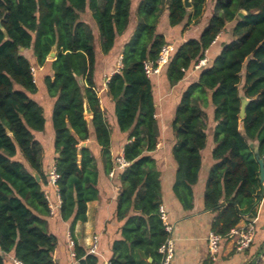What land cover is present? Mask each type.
Listing matches in <instances>:
<instances>
[{
	"label": "trees",
	"instance_id": "trees-1",
	"mask_svg": "<svg viewBox=\"0 0 264 264\" xmlns=\"http://www.w3.org/2000/svg\"><path fill=\"white\" fill-rule=\"evenodd\" d=\"M0 0V264L12 256L21 264H59L58 244L50 233L51 209L44 187L42 147L37 134L46 126L38 92V68L52 108L53 149L59 175L60 217L70 223L87 222V205L99 198L96 159L91 137L109 158L111 128L96 86L99 54L115 53L118 40L133 33L122 48V67L107 83L118 129L131 141L124 148L129 166L120 173L118 220L125 221L122 239L113 245L111 264H158L159 248L168 234L159 215L160 173L151 153L157 150L160 129L153 84L144 63L155 62L168 44L158 32L164 11L171 28L182 32L200 22L208 0ZM207 24L195 38L175 46L163 69L171 86L183 81L205 59L211 46L228 32L212 63L199 70L197 81L185 88L172 123L177 138L173 192L185 211L193 209V187L207 147L205 109L214 108L216 123L211 166L204 192V208L215 213L212 232L223 241L241 221L256 217L264 193L253 143L264 156V0H214ZM245 12L243 19L238 17ZM91 13L96 31L85 20ZM56 46L53 60L49 55ZM28 51L26 58L22 51ZM36 69V68H35ZM242 99L249 101L240 118ZM92 119L87 120L86 108ZM106 173L112 169L110 159ZM38 176V182L35 176ZM134 214H131L133 213ZM79 264H101L98 256L74 244ZM141 257V260H140ZM152 262H144L145 259ZM15 264V263H14Z\"/></svg>",
	"mask_w": 264,
	"mask_h": 264
},
{
	"label": "crops",
	"instance_id": "crops-1",
	"mask_svg": "<svg viewBox=\"0 0 264 264\" xmlns=\"http://www.w3.org/2000/svg\"><path fill=\"white\" fill-rule=\"evenodd\" d=\"M85 20L96 31L90 12L85 15ZM204 20L207 21L208 18ZM206 24L203 23L195 32H191V26L182 32V27L171 28L169 26L168 12L165 10L158 25V32L164 35L169 44L178 46L190 38L199 36ZM231 29L228 28V32L223 33L207 52L205 58L210 63L219 55L222 44L230 41ZM133 31L132 27L127 36L118 40L115 53L113 52L107 56L100 53L98 57L100 64L97 66L95 81L101 106L106 112V119L111 128V146L108 149L109 158H106L101 147L97 146L94 137H91L88 142L83 144L84 147H90L96 159L99 175V198L88 203L87 222H78L74 230L71 231L70 223L64 222L60 217L61 201L58 189L50 185L44 187L45 195L48 196L49 206L52 208L51 217L47 219L49 231L58 238L55 259L59 264H77L76 258L73 257L75 242L89 254L94 237L99 240L98 250L94 255L99 257L101 264H111L113 245L116 241L122 239L121 229L125 221L118 220L117 209L118 197L122 191L119 174L125 170L116 168V160L124 157V148L131 141L128 140V133H122L117 127L114 105L112 99L107 95V83L111 76L121 69L122 48ZM22 54L28 59L31 58V54L28 51H24ZM49 59L53 60V58ZM32 62L36 68L34 69L38 80V92L32 98L42 106L46 119L45 130L37 134V139L42 147L43 170L48 175L49 168L55 165L57 158L53 149L54 132L51 121L55 100L49 97L44 84V78L47 75H51V70L47 67L38 68L33 58ZM198 77L199 72L194 70L189 72L185 79L176 86H171L167 79L166 71L163 70L160 75L153 76L150 79L153 84L156 119L160 129L157 150L150 155L155 160L156 170L160 173V206H164L166 209L168 222L173 227L172 239L175 242V254L171 264H264V194L261 195L260 200L256 204V217L245 219L238 226V228H242L247 224L254 225L256 235L251 247L242 253H237L234 249L233 239H229L221 242L220 251L216 255L215 260L210 255L208 237L212 232V225L216 215L205 210L204 192L209 170L214 163L212 151L215 148L213 133L216 123L213 120L214 108L211 105L204 110L208 123L207 147L201 153L202 167L199 180L193 187V209L185 211L173 192L177 173L173 149L178 141L173 131L172 123L182 93L186 87L197 81ZM85 117L87 120H91L92 114H86ZM109 159L112 169L106 173L105 166ZM131 214H134V212ZM6 258V264H13L15 261L12 256H6ZM145 260L143 263L152 262L150 258Z\"/></svg>",
	"mask_w": 264,
	"mask_h": 264
},
{
	"label": "built area",
	"instance_id": "built-area-1",
	"mask_svg": "<svg viewBox=\"0 0 264 264\" xmlns=\"http://www.w3.org/2000/svg\"><path fill=\"white\" fill-rule=\"evenodd\" d=\"M173 50H174V46L168 43L165 46H163L160 52V55L155 62L147 61L144 63V71H145L146 76L149 79H151V77L153 76L160 75L162 73L163 69L169 64ZM208 62L209 61L206 58L203 60H200L198 64L195 66L194 70L199 71L202 68H205L208 65ZM35 73L36 71L33 68L34 76H35ZM128 166H129V163L125 160L124 157L118 158L116 160V168L118 170H125ZM47 177H48V185L58 189L57 183L59 180V175L57 173L55 165L49 168ZM46 198L48 200V196H46ZM50 209L52 210V208ZM159 215L165 226V231L168 234V238L164 242V244H162L161 247L159 248V253L162 255V260L158 264H171L174 258V254H175V242L172 239L173 227L168 222V214L164 206H160ZM255 235H256V232H255L254 225L247 224L242 228H238L237 226L235 229L231 231L228 237L229 239H233L235 251L237 253H242L251 247L255 239ZM222 241H223V238L220 235L215 234L213 232L210 233L208 237V247H209L210 255L213 260H215L216 255L220 251V245ZM98 242H99L98 238L94 237L93 242L89 249V254L94 255L97 253ZM73 257H75V253H73ZM14 263L21 264L17 262L16 260L14 261ZM77 264H79L78 261H77Z\"/></svg>",
	"mask_w": 264,
	"mask_h": 264
},
{
	"label": "water",
	"instance_id": "water-1",
	"mask_svg": "<svg viewBox=\"0 0 264 264\" xmlns=\"http://www.w3.org/2000/svg\"><path fill=\"white\" fill-rule=\"evenodd\" d=\"M183 6H184V8L186 10L192 9V1L191 0H183ZM244 16H245V12L244 11H240L238 13V17L240 19H243ZM0 29L3 32H5L1 22H0ZM56 49H57L56 46L53 47V49H52V51H51V53L49 55V58H53V59L55 58L56 51H57ZM21 51H23V50H21ZM248 103H249V101L247 99H242V106H241V113H240V118L241 119L245 118L246 107H247ZM85 108H86V114H91L90 110L87 108V105H85ZM254 155H255L256 162L259 165V170H260L259 180H260L261 184H263L264 183V156H261L259 154L258 147L254 148ZM35 177H36L37 181L39 182L40 181L39 177L37 175Z\"/></svg>",
	"mask_w": 264,
	"mask_h": 264
},
{
	"label": "rangeland",
	"instance_id": "rangeland-1",
	"mask_svg": "<svg viewBox=\"0 0 264 264\" xmlns=\"http://www.w3.org/2000/svg\"><path fill=\"white\" fill-rule=\"evenodd\" d=\"M214 5H215L214 0H208L207 1L206 8H205V13H204L202 19H200L199 23L197 22L196 24L191 26V28H190L191 32H195L197 30V28H200L203 25V23L206 24L207 21L206 20L203 21V19L209 18L210 14L212 13V11L214 9ZM229 28H231L230 25H229ZM22 52H24V51H22ZM253 145H254L253 148H255V147H257L258 143H253Z\"/></svg>",
	"mask_w": 264,
	"mask_h": 264
}]
</instances>
